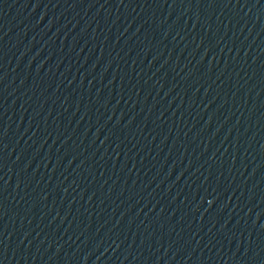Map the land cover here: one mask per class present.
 <instances>
[{"label":"water","instance_id":"1","mask_svg":"<svg viewBox=\"0 0 264 264\" xmlns=\"http://www.w3.org/2000/svg\"><path fill=\"white\" fill-rule=\"evenodd\" d=\"M0 264H264V0H0Z\"/></svg>","mask_w":264,"mask_h":264}]
</instances>
